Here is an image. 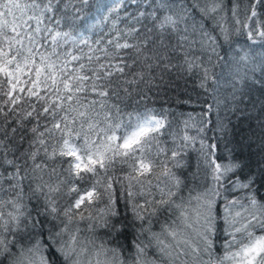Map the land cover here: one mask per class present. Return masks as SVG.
<instances>
[{
	"label": "snow or ice",
	"instance_id": "6c2138e0",
	"mask_svg": "<svg viewBox=\"0 0 264 264\" xmlns=\"http://www.w3.org/2000/svg\"><path fill=\"white\" fill-rule=\"evenodd\" d=\"M243 36L264 42V0H0V258L264 264V156L253 170L250 145L222 144L212 105L182 128L127 111L174 75L215 91L220 41ZM240 73L233 114L255 86Z\"/></svg>",
	"mask_w": 264,
	"mask_h": 264
},
{
	"label": "trees",
	"instance_id": "16d2710c",
	"mask_svg": "<svg viewBox=\"0 0 264 264\" xmlns=\"http://www.w3.org/2000/svg\"><path fill=\"white\" fill-rule=\"evenodd\" d=\"M241 8H243V0H241ZM129 11H134V9L129 8ZM99 30L98 28L97 31ZM233 40L234 42L230 45L222 40L220 41L221 47L218 51L221 59H214L215 67L213 71L219 82L215 86V91L212 90L214 86L211 81L207 91L199 87V73H185L182 78H177L174 75L172 83L162 86L159 90H153L148 94L147 99L140 101L138 106L133 103L127 111H132L133 107H136L139 111H143L145 108H152L157 112L161 109H167L169 119L173 122V128H182V121L187 120L189 115L192 117L191 122H198L201 115L207 110L208 105H212V112L208 118L213 122L217 119L223 120L228 126L229 132L223 139H221L220 132L214 133L211 130L207 132V136L212 137L215 135L218 139H221L222 144L227 140H233L234 142L243 140L246 145H250L244 148L243 156L250 163L251 168L256 170L261 157L264 156V147H262L264 145V86H261L260 83L261 80H264V70L261 68V64L264 62V42L257 40L256 43H252L247 40L246 36L234 37ZM245 52L248 53L247 61H240V56L244 55ZM195 54H200L198 49L195 50ZM237 69H241V75L246 72L248 77L251 78L249 82L254 83L255 86L242 89L246 95L243 102L239 103L238 106L243 109V112L233 114L232 110L237 106L233 101V95L235 94L237 100L240 97V92L234 91L233 85H235V89L242 88V85L236 83ZM211 127L212 125L209 126V129ZM189 131L192 135L196 134L195 129H189ZM198 146L197 143L196 147ZM231 146L229 145V147ZM195 155V152H193V164ZM185 195H187V192H185ZM193 195H195V192H193ZM121 212L123 213L122 206ZM163 219L161 217V221ZM153 230H160L159 223L154 225ZM99 234L103 235V230H100ZM134 235L135 232L129 228L126 235L119 237V240L121 244L130 246ZM222 243L221 234V238L216 242L217 255L222 254L220 249ZM125 255H127V252H125ZM46 256L49 264H61V258L54 249L49 250ZM0 259H2V264H8L6 258Z\"/></svg>",
	"mask_w": 264,
	"mask_h": 264
}]
</instances>
